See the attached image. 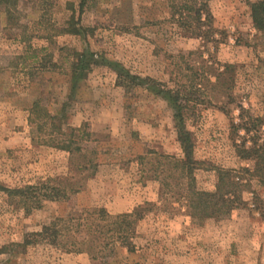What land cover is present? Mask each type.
Masks as SVG:
<instances>
[{
	"label": "rangeland",
	"instance_id": "374dc122",
	"mask_svg": "<svg viewBox=\"0 0 264 264\" xmlns=\"http://www.w3.org/2000/svg\"><path fill=\"white\" fill-rule=\"evenodd\" d=\"M205 1L212 20L201 32L179 19L184 0H22L10 16L0 12V264H264L243 220H264V158L242 160L231 141L238 105L264 114V34L250 13L261 0ZM115 68L150 81L125 90ZM151 82L190 100L182 113L198 162L196 190L214 192L217 171H235L239 205L229 215L191 210L184 178L156 169L153 157L138 163L149 150L181 157L174 110ZM40 98L70 127L88 126L96 170L75 169L91 155L71 163L43 143L50 129L29 123ZM259 136L261 144L264 125ZM66 181L83 190L61 201L43 197L45 187ZM146 203L133 250L116 244L107 260H92L109 251L102 239L73 247L78 235L64 228L58 245L31 237L59 217L100 209L112 218Z\"/></svg>",
	"mask_w": 264,
	"mask_h": 264
},
{
	"label": "trees",
	"instance_id": "16d2710c",
	"mask_svg": "<svg viewBox=\"0 0 264 264\" xmlns=\"http://www.w3.org/2000/svg\"><path fill=\"white\" fill-rule=\"evenodd\" d=\"M20 1L22 0H0V12L3 11L10 16L12 11L15 13ZM178 10L180 13L179 19L192 20L194 22L192 27H196L198 31L204 26H209L212 20L207 1L205 0H184ZM250 13L254 27L257 31L264 34V0L252 3ZM188 25L191 27V24ZM74 33L76 34L78 31ZM209 33L207 35L211 37L212 33ZM80 63L83 64L84 61ZM83 65L78 71L84 69L85 64ZM72 69H74V64ZM115 71L117 72V85L123 87L125 90H131L133 89L132 87H139L144 84L147 85L150 81L149 79L143 80L136 76H131L123 68H115ZM156 86L155 82H151V87H147L154 89L153 91L156 94L166 97L174 110L173 118L181 157L177 158L149 150L137 158L138 163L142 164L145 159L148 160L153 157V162L157 163L156 169L161 168V166H169L174 170V174L178 173L180 179L184 178L186 180V189L190 192V196L185 199H187L188 207L191 210H196L202 215H229L239 205L235 192V187H238V184L235 182L237 179L235 171L219 169L217 171V184L214 192L196 190L193 173L197 168L198 162L194 159L193 137L185 124L182 113L183 109L187 108L190 100L182 98L179 94L180 91L156 89ZM42 102V98H40L33 104L29 111V123L34 125L39 132H42L47 127L50 129L49 138L43 143L49 144L50 147L57 150L67 152L70 155L71 163L74 161L76 155L84 159L91 155V159L85 163H77L75 169L79 172L86 171L87 169L96 170L98 168V146L97 142H95L96 140L92 139L93 134L90 132L88 126L83 125L79 128L70 127L65 113H62L60 116H53ZM237 111L239 112V123L231 122V129L234 133L233 137H231L232 146L242 160L252 159L253 156L261 160V158H264V142L259 143V131L264 125V114L260 117L251 116L241 105L237 106ZM245 114H247L246 117ZM91 142L94 143L92 148L81 146V144L85 143L86 145ZM64 183L65 185L59 188L45 187L43 197L48 200L61 201L66 200L70 194H77L83 190V183L81 182L80 184L68 181ZM147 206L148 203L145 204V207L137 206L129 214H121L112 218L100 209H94L90 213L83 211L76 219H72L70 215L64 218L59 217L48 226H44L41 232L33 233L31 237L40 238L50 245H58L64 233V228L66 230L65 233H76L78 235L72 238L74 241L73 247H92L102 239V241L106 242L103 244L105 247L103 250L109 249V251L106 254L101 252L100 256L95 251L92 260H107L109 253L114 250L116 244L124 246L128 251L133 250V245L130 241L134 234V228L144 213L149 211ZM262 216L264 217V213ZM82 235L85 237H81Z\"/></svg>",
	"mask_w": 264,
	"mask_h": 264
},
{
	"label": "crops",
	"instance_id": "0c3cea01",
	"mask_svg": "<svg viewBox=\"0 0 264 264\" xmlns=\"http://www.w3.org/2000/svg\"><path fill=\"white\" fill-rule=\"evenodd\" d=\"M241 216H243V215H241ZM245 217H248L247 219H243V220L246 221V224L249 227V228H247V229H249V232H250V235H249L250 239H249V241L253 245L258 244L259 245L258 246V249L259 250L262 249V252L261 253L256 252L257 259H258V258H260V256L263 255L262 253L264 252V243H262V242H264V239H262L261 240L262 242H260L261 235L264 234V220L258 218L256 216V214L253 215V216H251V217H249V216L246 215ZM243 220H241V221H243ZM240 224H241V222L238 223L239 226H240Z\"/></svg>",
	"mask_w": 264,
	"mask_h": 264
}]
</instances>
